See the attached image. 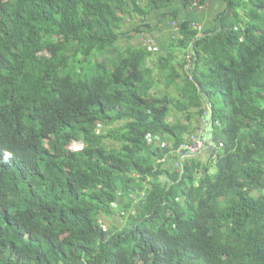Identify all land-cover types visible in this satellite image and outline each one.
Listing matches in <instances>:
<instances>
[{"label":"trees","instance_id":"16d2710c","mask_svg":"<svg viewBox=\"0 0 264 264\" xmlns=\"http://www.w3.org/2000/svg\"><path fill=\"white\" fill-rule=\"evenodd\" d=\"M174 1L0 0V264H264V0H226L203 35ZM154 11L178 24L177 50L193 45L178 98L151 94L159 49L111 54L125 18ZM202 94L223 145L164 184ZM119 213L123 228L103 224Z\"/></svg>","mask_w":264,"mask_h":264},{"label":"crops","instance_id":"0c3cea01","mask_svg":"<svg viewBox=\"0 0 264 264\" xmlns=\"http://www.w3.org/2000/svg\"><path fill=\"white\" fill-rule=\"evenodd\" d=\"M185 0H175L171 9L167 12H172L177 9L179 11L178 21L190 20L193 25H198L201 27L200 34L203 35L205 32L215 29L219 26L218 17L219 15L227 8L226 0H205L204 3L200 5L196 4H186L184 5ZM164 11H154L147 20L142 21L139 15H128L124 23L122 24L120 31V38L117 42L119 51L117 54L126 49L145 47L147 39H153L156 43V47L159 49L156 52H153L152 57L146 62V66L153 68V80L155 81V86L151 90V94L154 96H169L171 98H178L182 95V89H184L186 84L187 77H191L192 68H194V62L190 63L187 55L192 53L193 45L187 50L186 53H182L177 50L176 41L179 39L181 33L178 28V24H174V19L172 16H161ZM150 24L152 27L148 29L147 26ZM169 55H173L176 62L178 71L181 74L175 83L168 81L167 75L168 70L162 68L164 61L162 58H168ZM183 63V65L179 64ZM194 70V69H193ZM202 105L192 107V121L198 127L196 132L203 130V134L208 137L206 146L196 154L194 157L200 159L203 164H208L212 162V156L216 152L215 142L211 140L212 131H213V108L210 101V98L207 95L202 94ZM174 113H176L174 111ZM182 121L186 122V116L183 114H178ZM170 120L173 119V116H170ZM107 127H104L106 129ZM113 143V142H112ZM163 146L173 143L172 137H168L165 141H160ZM168 160H165L163 163V169L161 173V179L164 184H171L170 173L175 172L179 166L182 164L183 159L176 152L173 153L172 157H168ZM212 171V170H211ZM173 184V183H172ZM139 200H134V205L136 208L139 207ZM115 219L119 218L118 216L114 217ZM114 219V223L115 222ZM123 222V221H122ZM122 224V223H121ZM119 224V225H121Z\"/></svg>","mask_w":264,"mask_h":264},{"label":"built area","instance_id":"2783aa9c","mask_svg":"<svg viewBox=\"0 0 264 264\" xmlns=\"http://www.w3.org/2000/svg\"><path fill=\"white\" fill-rule=\"evenodd\" d=\"M199 2L200 0H195L194 4L200 5ZM195 28H198L199 30L201 29V27L198 25H195ZM146 45L150 50L153 51L158 50V48L156 47V43H154L153 39H147ZM187 58L190 63H193L194 61L193 51L192 53L187 55ZM147 138L149 142H153L154 140H158V141L161 140V137L159 135H155V136L148 135ZM208 140L210 139L206 137L205 134H203V130H200L199 132H195L189 136V139L188 141H186V143L181 144V146L176 149V153L183 160L189 157H193L203 150ZM84 145L85 144L83 142H75L71 147L74 150H81L84 148Z\"/></svg>","mask_w":264,"mask_h":264},{"label":"clouds","instance_id":"9594fccd","mask_svg":"<svg viewBox=\"0 0 264 264\" xmlns=\"http://www.w3.org/2000/svg\"><path fill=\"white\" fill-rule=\"evenodd\" d=\"M194 62V61H193ZM103 130H105L104 129V126L103 125H99L98 126V132H101V131H103ZM211 140H212V138H211ZM160 141V140H159ZM75 142H83L84 144H85V142L84 141H80V140H78V141H73L71 144H70V149L72 150V151H80V150H74V149H72V145L75 143ZM223 145V144H222ZM215 146H216V149L218 148V147H220L221 146V144H219V145H217L216 144V142H215ZM84 148H85V145H84ZM83 148V149H84ZM83 149H81V150H83ZM215 155V154H214ZM214 155H213V158H214ZM194 157V156H193ZM212 158V159H213ZM178 169H181L182 170V164L179 166V168ZM180 170V171H181ZM135 198H136V200H139V196H133V199L135 200ZM117 207V206H116ZM116 212H118V211H116ZM116 216H118V217H120L121 219H122V217H121V214L119 213V214H116ZM115 217V216H114ZM114 217H111V218H106V219H104L103 220V224L105 225V226H107V225H109V226H112L113 224H114V222H113V218ZM107 221H109V223L108 224H106V222ZM109 226H107V227H109Z\"/></svg>","mask_w":264,"mask_h":264},{"label":"rangeland","instance_id":"374dc122","mask_svg":"<svg viewBox=\"0 0 264 264\" xmlns=\"http://www.w3.org/2000/svg\"><path fill=\"white\" fill-rule=\"evenodd\" d=\"M111 50H115V48H111V49H109L108 51H111ZM126 50H127V49H126ZM123 52H124V51H123ZM111 54L113 55V57H115V56L118 55V54H116V53H114V52H112ZM109 55H110V54H108V56H109ZM103 57H104V56H103ZM110 62L112 63L113 60L110 59ZM110 67H113V66H110ZM84 74H85V72H84ZM215 102H216L217 110H223V103H222V100H221V97H220V96H216V97H215ZM107 142H109L110 144L112 143L111 140H108ZM114 219H115V218H113V222H114ZM122 221H124V219L122 220L120 217L117 218V219H115V222H116L117 224H121ZM108 223H109V221L106 222V224H108ZM107 226H109V225H107ZM118 226H119V228H123V225H118Z\"/></svg>","mask_w":264,"mask_h":264}]
</instances>
